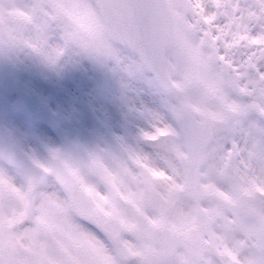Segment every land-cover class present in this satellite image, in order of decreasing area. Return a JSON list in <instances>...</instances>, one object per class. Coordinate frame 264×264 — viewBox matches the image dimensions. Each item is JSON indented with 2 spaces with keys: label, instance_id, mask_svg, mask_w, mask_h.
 Here are the masks:
<instances>
[{
  "label": "clouds",
  "instance_id": "obj_1",
  "mask_svg": "<svg viewBox=\"0 0 264 264\" xmlns=\"http://www.w3.org/2000/svg\"><path fill=\"white\" fill-rule=\"evenodd\" d=\"M0 264H264V0H0Z\"/></svg>",
  "mask_w": 264,
  "mask_h": 264
}]
</instances>
